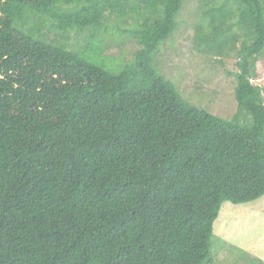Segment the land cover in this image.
<instances>
[{
	"label": "trees",
	"instance_id": "1",
	"mask_svg": "<svg viewBox=\"0 0 264 264\" xmlns=\"http://www.w3.org/2000/svg\"><path fill=\"white\" fill-rule=\"evenodd\" d=\"M181 5L0 0V264H212L221 204L264 194V0H200L194 51L236 66L229 119L159 71ZM112 15L129 60L103 54Z\"/></svg>",
	"mask_w": 264,
	"mask_h": 264
},
{
	"label": "rangeland",
	"instance_id": "2",
	"mask_svg": "<svg viewBox=\"0 0 264 264\" xmlns=\"http://www.w3.org/2000/svg\"><path fill=\"white\" fill-rule=\"evenodd\" d=\"M199 5L200 0H182L177 27L157 51V66L161 74L175 84L183 98L229 119L237 109L235 78L231 74L236 66L234 60L228 58L222 68L213 58L194 51L193 27L198 19ZM125 27L112 15L109 32L104 35L108 45L103 54L117 61L121 58L129 60L138 48L136 41L128 37ZM51 35L59 41L75 44V38L79 37V34L67 32L71 38L62 40L60 30L52 31ZM253 82L264 85V58H259L256 63ZM213 234L212 264H264V194L245 203L224 201L213 222Z\"/></svg>",
	"mask_w": 264,
	"mask_h": 264
}]
</instances>
